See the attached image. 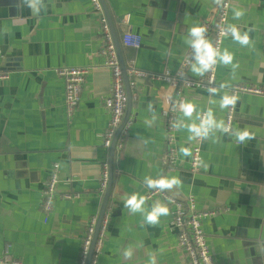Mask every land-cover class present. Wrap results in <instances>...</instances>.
Returning <instances> with one entry per match:
<instances>
[{"label": "crops", "instance_id": "crops-1", "mask_svg": "<svg viewBox=\"0 0 264 264\" xmlns=\"http://www.w3.org/2000/svg\"><path fill=\"white\" fill-rule=\"evenodd\" d=\"M105 2L119 43L124 27L140 37L139 48L120 44L124 62L138 70L176 71L190 48L186 40L193 26L206 27L205 39L211 42L218 6L214 0ZM230 3L227 27L235 25L249 39L241 45L230 32L224 38L220 53L228 51L234 59L229 65L218 59L216 94L193 88L177 91L144 79L129 87L131 124L123 149L115 151L113 191L105 214L108 227L97 264H152V259L155 264H188L176 247L178 229L170 208L169 215L151 226L142 214L124 207L126 195H148L145 177L161 175L183 181L181 187L164 191L168 196L177 201L193 196L199 210L216 212L203 223L214 264H264V199L252 192L264 188V96H240L232 132L213 128L203 138L199 174L188 172L190 156L180 153L181 147L192 148L186 125L198 124L200 113L207 118L211 110L217 122H225L219 101L232 86L264 85V0ZM43 4L36 15L21 0H0V71L8 74L0 81V259L6 264H78L88 222L97 216L103 195L99 184L107 148L102 140L110 120L103 101L110 92L111 74L101 54L100 17L90 0ZM240 9L244 16L234 19ZM192 64L187 77H204L191 71ZM67 67L89 69L71 115L56 74ZM166 101L172 102L179 125L171 138L163 117L169 109ZM184 101L196 105L191 118L175 107V102ZM130 127L141 134H127ZM244 128L254 137L238 144L233 130ZM98 163L103 164L98 168ZM54 165L59 167L57 197L45 223L42 192ZM73 173L79 177L72 178ZM65 195L71 198H61ZM156 202L165 203L153 197L147 199L146 209Z\"/></svg>", "mask_w": 264, "mask_h": 264}, {"label": "built area", "instance_id": "built-area-1", "mask_svg": "<svg viewBox=\"0 0 264 264\" xmlns=\"http://www.w3.org/2000/svg\"><path fill=\"white\" fill-rule=\"evenodd\" d=\"M94 11L99 15L100 19V32L102 49L105 67L111 74V87L109 95L104 99L103 103L109 113V123L103 134V146L108 148L110 142L114 136L116 129L118 128L121 119L123 117L126 106V87L123 84L121 71L118 65V61L110 40L107 25L105 23L101 7L98 0H90ZM230 0H222L221 4L217 6V15L213 23V27L210 32L211 43L219 53L221 52V46L224 38L228 35V16L230 11ZM140 37L134 34L126 33L120 39V44L125 47L139 48ZM264 51V46H263ZM195 57V49L190 47L187 50L183 60L180 62L176 71H163L160 73H148L135 68L132 63H125L126 75L128 77L129 87H133L137 80L144 79L153 81L156 83H163L181 91L183 89H198L206 92L208 95H213L209 92L210 88L218 89V83L216 79L217 64L209 71L205 73V76L192 80L187 77L186 73L193 62ZM87 67H67L57 70L56 74L63 82L64 86V103L66 111L69 115L75 111L81 100L82 86L85 82V76L88 74ZM8 79V74L0 71V81ZM229 95L235 94L238 97L242 95H255L264 96V85L253 86L248 84H235L228 91ZM172 102L166 101L167 109L163 112V117L166 120V128L168 131V137L171 138L175 134L176 123L173 117L175 108L171 107ZM179 106L175 102V107ZM236 105L229 109H225V124L232 129L233 119L235 115ZM202 119H206L205 113H200L198 124ZM128 125V124H127ZM120 133L116 151H121L124 147L125 131L126 127ZM202 141L203 137H196L193 139V146L191 148L192 155L190 156L188 172L192 175L199 174L202 163ZM58 165H54L49 178L43 186L41 209L45 216L43 221L46 223L48 215L52 211L53 203L56 195V185L58 183ZM100 173L99 192L102 194L105 190L107 183V167L106 164L102 166ZM72 178L79 177L78 173H73ZM153 197H160L165 203L172 200L173 203H169L168 206L171 210L172 223L178 229L177 249L183 253L186 257L188 264H214L212 256L209 251L207 243V236L203 227V223L215 216V211H201L197 208L195 199L193 196H188L185 201H177L168 196L164 191L150 190L147 195V199L150 200ZM61 198L68 200L71 197L69 195L62 196ZM96 217L89 220L87 225V231L82 241L81 252L79 255V263L85 264L87 253L89 250L93 229L95 225ZM108 227V218L104 217L99 230L98 239L94 246V254L91 264H97L104 235ZM0 264H6L4 260L0 259ZM17 264V263H13Z\"/></svg>", "mask_w": 264, "mask_h": 264}, {"label": "clouds", "instance_id": "clouds-1", "mask_svg": "<svg viewBox=\"0 0 264 264\" xmlns=\"http://www.w3.org/2000/svg\"><path fill=\"white\" fill-rule=\"evenodd\" d=\"M21 2L26 5L34 14L39 15L41 8L44 6L43 0H21ZM216 4H221L222 0H214ZM244 11L242 9L234 11V19H241L244 16ZM207 29L204 26H193L189 30V37L186 42L195 49V63L191 66V71L198 76H203L205 73L211 71V69L217 64L218 59L224 65L232 64L234 56L233 54L225 51L223 54L213 47L212 43L205 39V33ZM231 33L233 39L240 43L241 45H246L248 43L247 33L241 35L239 29L232 25L227 29ZM223 87V85H222ZM209 92L211 94H216L217 89L210 88ZM239 97L235 94L229 95L225 94L221 97L219 101V107L224 109H229L234 107L238 102ZM151 104L149 109H151ZM180 110L184 117L191 118L193 112L196 111L195 103L191 101L181 102ZM179 127V125H176ZM188 131L192 134L189 139H195L196 137L207 138L209 132L213 128H218L222 132H229V127L225 124L223 120L217 122L214 114L211 110L207 112V118L202 119L199 124L192 123L186 125ZM236 142L238 144H243L247 140L254 137V134L247 128L242 130H233ZM180 153L183 156L188 157L192 155V150L189 147H181ZM205 170H207V165H205ZM144 185L150 190L156 191H166L173 188H179L182 186L183 181L177 176L168 177L161 175L159 178L145 177L143 181ZM147 196L139 192H133L130 195H126L124 199V207L129 210L131 214L140 213L143 215L144 222L148 225L155 226L160 223V218L169 215V203H173L169 200L167 203L156 202L151 206L150 210L146 209ZM125 257H131V251L126 250L124 253ZM152 264H155V259H152Z\"/></svg>", "mask_w": 264, "mask_h": 264}, {"label": "water", "instance_id": "water-1", "mask_svg": "<svg viewBox=\"0 0 264 264\" xmlns=\"http://www.w3.org/2000/svg\"><path fill=\"white\" fill-rule=\"evenodd\" d=\"M98 1L100 4V7H101V11H102L105 23H106L107 28H108L111 43H112V46H113V49H114V52H115V55H116V58L118 61V65H119V68L121 71L123 84L126 87V89H125L126 106H125V111H124L123 117L121 119V122H120L118 128L116 129V131L114 133V136L110 142L109 147L107 148V160L105 163L106 167H107V183H106V187H105V190H104L103 195H102L100 207H99V210H98V213L96 216V221H95V225H94V229H93V234H92L89 250L87 253L86 260H85V264H91V262H92L93 254H94V246H95V243L98 239L101 223L105 217V214L107 211V206L109 204V200H110V197L112 195L113 184H114V159H115V151H116L115 148H116L117 140H118L120 133L122 132V130L125 128V126L127 124H131L129 120L131 117V108H132V99H133V95L131 94V89L129 88L128 77L126 75V70H125V62H124V59L122 56V51H121L119 39H118L117 33L115 31L109 9L107 7L105 0H98ZM173 1L178 2L179 0H173ZM178 12L179 13L183 12V5L182 4H179ZM122 31L124 33L128 32L127 28H125V27H124V29H122ZM0 129H1V125H0ZM130 133L140 135L141 131H139L137 129H132L130 127L128 129L127 134H130ZM102 164L103 163H98V164H96L97 165L96 167L99 168V166H101ZM82 171L83 170L81 169V174L83 175ZM91 178H98V176H92ZM252 192L255 193L257 198L264 199V188H261V187L255 188L252 190ZM219 206L220 205L217 204L216 208H218ZM259 218H260V216H259ZM141 246H145V244H143Z\"/></svg>", "mask_w": 264, "mask_h": 264}]
</instances>
